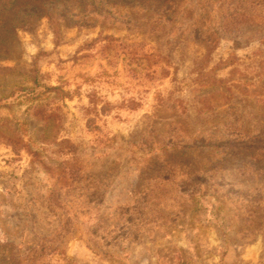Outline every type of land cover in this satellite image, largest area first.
Listing matches in <instances>:
<instances>
[{
  "label": "rangeland",
  "instance_id": "1",
  "mask_svg": "<svg viewBox=\"0 0 264 264\" xmlns=\"http://www.w3.org/2000/svg\"><path fill=\"white\" fill-rule=\"evenodd\" d=\"M0 264H264V0H0Z\"/></svg>",
  "mask_w": 264,
  "mask_h": 264
}]
</instances>
